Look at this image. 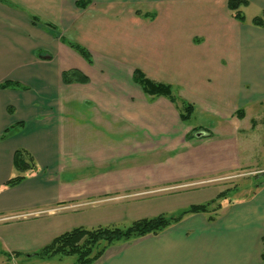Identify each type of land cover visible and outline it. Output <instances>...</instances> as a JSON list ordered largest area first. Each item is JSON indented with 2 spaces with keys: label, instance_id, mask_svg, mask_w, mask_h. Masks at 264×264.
I'll return each instance as SVG.
<instances>
[{
  "label": "crops",
  "instance_id": "crops-1",
  "mask_svg": "<svg viewBox=\"0 0 264 264\" xmlns=\"http://www.w3.org/2000/svg\"><path fill=\"white\" fill-rule=\"evenodd\" d=\"M8 1L0 0V85L15 87L0 88V252L30 255L74 228L210 202L220 190L207 187L248 169L241 143L264 123V24H255L264 23V0L240 8L245 22L230 0ZM74 70L88 81L66 84ZM136 71L171 86L193 116L215 118L217 133L199 126L204 136L189 140L179 107L147 95ZM14 126L22 131L2 139ZM20 149L39 171L7 188ZM226 203L213 222L189 215L112 246L95 264H264V184Z\"/></svg>",
  "mask_w": 264,
  "mask_h": 264
},
{
  "label": "trees",
  "instance_id": "trees-1",
  "mask_svg": "<svg viewBox=\"0 0 264 264\" xmlns=\"http://www.w3.org/2000/svg\"><path fill=\"white\" fill-rule=\"evenodd\" d=\"M7 4L11 3L8 0H2ZM89 4L88 0H79L77 6L79 8H85ZM229 9L234 12L235 18L240 22H245V16L240 11L241 7L249 5L247 0H230ZM35 20V18H33ZM36 21V20H35ZM256 25H263L262 20H255ZM70 47L75 49L80 55L91 61L88 51L75 44L68 43ZM63 80L66 84L74 82L86 83L88 79L85 76H81L77 71L66 72L63 75ZM134 80L138 83L147 95L150 96H165L171 100L175 105L179 107L180 117L183 122H189L193 117L195 108L192 104L181 100L172 91L171 86L155 83L144 74L139 71L135 72ZM9 87H15V84L5 83L0 85V88L5 89ZM22 127V126H21ZM17 126H14L11 130H7L2 139L10 136ZM200 128H196L189 135L188 139L194 138L198 133L202 132ZM212 134H207L205 137H212ZM14 169L18 173L17 176L10 179L5 187L14 188L19 186L26 180L27 175L32 176L36 174L39 169L34 158L25 150H18L14 156ZM259 185L258 187H260ZM257 189V186H255ZM237 191V188H231L224 190L212 201L192 205L186 209L179 210L177 213H162L155 217L144 218L130 222L127 225H107L98 226L93 228L78 227L70 231H67L55 239H53L48 245L43 247L38 252L33 254L24 255L28 258L38 257L43 260L60 257H73L75 258V264H95L99 262L105 255L106 251L114 245L119 243L128 242L135 239H140L146 236H157L164 232L166 229L173 225L180 223L189 215L204 214L207 215L210 222L215 221L219 217V211L223 208V201L230 199L233 193ZM19 258L23 255L16 254ZM262 262L264 263V239H263V252L261 255Z\"/></svg>",
  "mask_w": 264,
  "mask_h": 264
},
{
  "label": "rangeland",
  "instance_id": "rangeland-1",
  "mask_svg": "<svg viewBox=\"0 0 264 264\" xmlns=\"http://www.w3.org/2000/svg\"><path fill=\"white\" fill-rule=\"evenodd\" d=\"M262 113H263L262 117L264 118V112ZM189 123L192 125V128H193L191 133L193 132L194 129L196 128L199 129V126H205V125L206 126L208 125V127H211L210 129H213V131L216 133H217V129H219V124L217 123V120H215V118H212L206 114H203L202 112L196 113L191 118ZM243 125L244 127H248V126L251 127L253 124L251 123V120L248 119L245 123H243ZM21 131H22V128H18L10 136L18 134ZM218 133L220 134L221 131H219ZM249 139H250V142H248V144H246V142L241 143V153L244 157V163L247 164L246 167L248 169H245V170L242 169L236 174L223 177L218 181V183L212 184V186H210L209 188L207 187V189H205L208 191L211 188H219L220 192H222L224 190L236 187L237 191L233 193V196L230 199L226 200L228 201L226 205L230 204V202L235 201V199L240 200L242 198L245 199L246 197H249L255 191V188H256L255 186L258 187L259 185L264 184V170H263L264 169V123L262 126L256 128V130L253 132V134L250 136ZM201 192H204V191H201ZM193 196H194V193L189 194L187 198L190 201H194L193 199L195 198H193ZM199 200L200 199L196 201H199ZM105 201L106 200H103L104 203ZM223 202L225 203V201ZM104 203H102V200H101V201H93V202H90L89 204H93V207H95V206H101ZM204 203L206 202L199 201L197 202L196 205L204 204ZM74 206H76V204ZM68 207L70 206H66L65 208H68ZM78 207L79 206H76V209H79ZM188 207L190 206H185L183 209H186ZM141 209H144V207H142ZM172 213H175V211ZM220 213L221 211H219V214ZM73 223L76 224L77 220H74ZM117 225H120V224H117ZM122 225H127V224H122ZM26 258L27 257L24 255L18 258L16 255L7 256L4 253L0 252V264H75V258L73 257H66V258L55 257V258H51L47 260H43L38 257H31L27 259Z\"/></svg>",
  "mask_w": 264,
  "mask_h": 264
},
{
  "label": "water",
  "instance_id": "water-1",
  "mask_svg": "<svg viewBox=\"0 0 264 264\" xmlns=\"http://www.w3.org/2000/svg\"><path fill=\"white\" fill-rule=\"evenodd\" d=\"M196 136L197 137H202V136H204V134L203 133H198Z\"/></svg>",
  "mask_w": 264,
  "mask_h": 264
}]
</instances>
